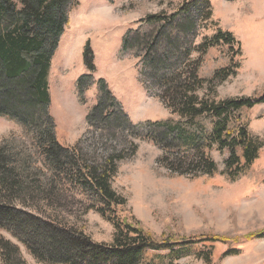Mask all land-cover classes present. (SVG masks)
Listing matches in <instances>:
<instances>
[{
	"label": "rangeland",
	"instance_id": "1",
	"mask_svg": "<svg viewBox=\"0 0 264 264\" xmlns=\"http://www.w3.org/2000/svg\"><path fill=\"white\" fill-rule=\"evenodd\" d=\"M14 1L21 9L20 0ZM65 14L47 77L58 142L77 147L96 166L119 158L112 186L127 200L117 209L122 220L135 219L157 239L215 236L227 241L193 244L172 262L168 252H160L166 264H264V237L248 239L264 235V103L237 112L263 146L253 165L233 180L225 171L229 151L217 144L209 151L218 165L213 176L172 172L169 163H177L185 150L192 152L178 129L191 134L200 128L208 135L218 119L192 121L162 99L165 76L202 57L199 76L210 81L229 67L234 54L239 65L235 74L204 84L197 95L209 102L264 95V0H72ZM172 15L173 23L160 31ZM219 31L231 33L241 43V52H230L227 46L206 54L197 50ZM87 50L94 69L87 68ZM23 111L17 113L25 115ZM35 143L21 122L0 115V146L20 153L32 175L48 181L50 173ZM59 184L63 191L55 207L37 201L35 214L97 243L112 244L113 224L88 208L93 197ZM5 237L27 264H44L15 238ZM156 255L148 254L142 264H158L161 257Z\"/></svg>",
	"mask_w": 264,
	"mask_h": 264
},
{
	"label": "trees",
	"instance_id": "2",
	"mask_svg": "<svg viewBox=\"0 0 264 264\" xmlns=\"http://www.w3.org/2000/svg\"><path fill=\"white\" fill-rule=\"evenodd\" d=\"M71 2L20 0L22 8L19 9L14 0H0V115L18 120L33 135L50 173L48 181H42L41 177L34 176L38 173L32 175L29 162L22 159L20 153L5 144L0 146V264H27L19 248L5 234L15 238L44 264H142L150 253L159 254L156 255L161 257L157 259L160 260L158 264H166V257L160 252H168L172 262L193 244L226 243V239L215 236L157 239L135 219L132 222L122 220L117 209L125 206L127 200L112 186L118 172L116 159L119 158L96 166L77 147L67 148L58 142L49 113L51 99L47 77L63 33L65 6ZM202 2L210 4V0ZM185 10L180 9V13ZM160 17L150 16L148 19ZM175 18L172 15L165 21L160 31ZM218 46H227L230 52H241V43L224 31L206 39L197 50L206 54L210 48ZM89 55L91 51L87 50V68L94 69ZM236 57L232 55L229 67L217 71L210 81L199 76L202 57L189 61L183 70L163 78L162 99L174 112L192 121L203 116L218 119L208 135L200 128L191 134L178 129V136L185 135L188 144L185 145L192 152L187 154L185 150L177 163H169L173 173L195 177L216 174L218 165L209 155L215 144L229 151L225 161L229 179L235 180L243 175L258 159L263 143L248 132V125L242 123L237 112L264 103V95L221 102H209L197 95L204 84L225 80L235 74L239 68ZM104 92L106 97L110 96L109 92ZM18 109H26L23 111L25 115L17 113ZM63 182L70 184L83 197H93V204L88 208L96 210L113 224L112 244L97 243L81 231L35 214L39 211L37 201L55 207L60 189L63 191L59 183ZM263 237V234L252 235L248 239Z\"/></svg>",
	"mask_w": 264,
	"mask_h": 264
}]
</instances>
